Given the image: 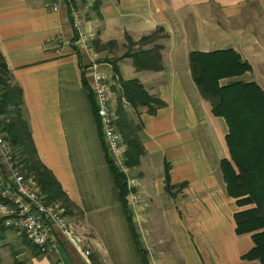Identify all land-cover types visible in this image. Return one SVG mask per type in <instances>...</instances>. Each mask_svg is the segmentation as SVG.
Here are the masks:
<instances>
[{
  "label": "crops",
  "instance_id": "1",
  "mask_svg": "<svg viewBox=\"0 0 264 264\" xmlns=\"http://www.w3.org/2000/svg\"><path fill=\"white\" fill-rule=\"evenodd\" d=\"M80 2L87 9L90 49L73 44L66 3L54 11L49 0H0V53L10 82L21 89L37 156L77 210L79 223H71L85 235L90 255L64 241L44 255L16 231L0 227V264H101L94 253L110 252L109 223L119 222L95 215L107 193L96 189V181L102 186L103 175L111 177L95 113V71L104 77L116 119L121 80H138L164 103L153 113L147 106L123 105L135 114L143 149L132 167L139 202L128 197L127 207L148 264H174L175 258L183 264H260L242 258L254 244L250 233L235 232L234 214L248 206L227 194L220 170L221 161L230 160L228 128L193 82L189 54L233 49L251 66L242 78L264 90V0ZM159 28L144 48L162 46V69H136L122 57L128 42ZM0 180L12 183L1 153Z\"/></svg>",
  "mask_w": 264,
  "mask_h": 264
},
{
  "label": "trees",
  "instance_id": "2",
  "mask_svg": "<svg viewBox=\"0 0 264 264\" xmlns=\"http://www.w3.org/2000/svg\"><path fill=\"white\" fill-rule=\"evenodd\" d=\"M159 31L160 28L137 42L129 41L122 57L131 58L138 70L162 69V46L153 44L144 48L153 43ZM189 68L192 80L200 95L209 102L212 114L222 117L228 128L225 141L230 160H222L220 170L227 194L236 199L237 205L249 206L234 214L235 232L250 233L254 244L242 258L264 264V90L257 83L242 78L251 71V66L230 48L192 51L189 54ZM21 103V89L10 82L8 69L0 53V116H5L0 118V130L11 144L14 160L20 157L21 165L15 162L31 177L45 200L59 201L64 208H72L74 205L59 182L37 156ZM124 104L134 110L139 106H147L149 112L153 113L164 103L149 95L136 79L121 80L119 83L117 126L126 146L127 165L134 167L139 164L143 149L137 135L139 125H133L129 120ZM103 150L105 152L104 146ZM105 161L135 249L144 264H148L147 252L140 245L127 207V179L116 169L107 154ZM0 227L4 228L1 224Z\"/></svg>",
  "mask_w": 264,
  "mask_h": 264
},
{
  "label": "built area",
  "instance_id": "3",
  "mask_svg": "<svg viewBox=\"0 0 264 264\" xmlns=\"http://www.w3.org/2000/svg\"><path fill=\"white\" fill-rule=\"evenodd\" d=\"M49 2L54 11L58 10L61 3L67 4L74 29L73 44L80 50L90 49L92 38L84 29L85 10L79 6L78 0ZM94 103L110 159L127 179L131 202L137 203L139 196L133 191L132 168L126 164L125 148L116 130V115L110 106L109 91L103 75L98 71L94 73ZM0 153L12 172L10 186L0 180L1 226L22 235L38 253L51 255L57 251L58 244L64 241L87 258L90 245L85 235L68 220L59 204L46 201L35 183L24 177L20 165L14 160L12 147L1 130ZM57 263L61 264L60 260Z\"/></svg>",
  "mask_w": 264,
  "mask_h": 264
},
{
  "label": "rangeland",
  "instance_id": "4",
  "mask_svg": "<svg viewBox=\"0 0 264 264\" xmlns=\"http://www.w3.org/2000/svg\"><path fill=\"white\" fill-rule=\"evenodd\" d=\"M78 4L83 9V11L85 10V14H86L87 13L86 6H82L80 0H78ZM116 92H118V91L116 90ZM116 94H118V93H116ZM127 113H128V118H129V120L132 121L133 125H137L134 112H132L130 110V112L128 111ZM4 117L5 116H3V115L0 116V118H4ZM117 122H118V119H115L116 130L119 133V135L121 136V141H122L121 143L123 144V146L125 148V152H126V146H125V143L123 141L122 134H121L120 130H118L119 128L117 126ZM98 123H99V121H98ZM99 125H100V123H99ZM99 127H100V131H101V139H102V143H103V146L105 149V154H107L108 158L110 159L106 145L104 143L101 126H99ZM3 135L5 137V134H3ZM5 140L8 143H10L6 137H5ZM125 152H124V155H125L126 164H127V157H126ZM15 161H17V163H19L21 165L20 157L17 156ZM112 164H113V162H112ZM132 171H133V169H132ZM21 172L27 180L29 179L32 181L31 177L28 176L26 171L22 169V166H21ZM103 180L104 181H103L102 186H100L99 180L96 181L97 182L96 189H98V190L101 189L102 191L107 192L106 197L104 195L105 199L103 200V205H102L104 207L99 209L95 213V215L102 216L105 221L107 220L106 218L111 217L114 222L118 221L119 225H121V226L113 225V222L109 223V226L113 229V233H114L113 234V238H114L113 244L111 245V249H109L110 252L109 253H94L93 257H94V259L100 257L99 261L101 262V264H144V262L142 261L141 255L136 251L135 246L131 240V235L129 233L130 229H128L127 224H126L125 219H124V215L121 212L119 202L117 201V198H116V189L114 188L111 177L109 176V174H105V177L103 175ZM132 187H134V186H132ZM128 197L129 196L127 194L126 199ZM138 200H139V198H138ZM50 202L59 204V206L64 209L63 213L67 216L68 220H70L72 223H75V224L79 223L78 222L79 214H78L77 210L73 209V207L66 209L63 207L62 203L59 201H50ZM0 217H1V214H0ZM110 221H112V220L110 219ZM0 223H1V220H0ZM78 230L80 231V229H78ZM134 230H135V226H134ZM140 245H141V247L143 246V244H140ZM166 247H168V245H166ZM172 254L175 255V253H172ZM174 260H175L174 264H183V263H181V261L178 258H175ZM94 264H96V263H94Z\"/></svg>",
  "mask_w": 264,
  "mask_h": 264
}]
</instances>
